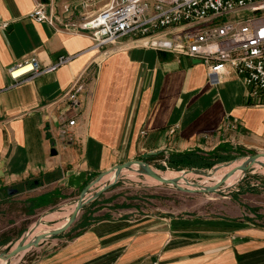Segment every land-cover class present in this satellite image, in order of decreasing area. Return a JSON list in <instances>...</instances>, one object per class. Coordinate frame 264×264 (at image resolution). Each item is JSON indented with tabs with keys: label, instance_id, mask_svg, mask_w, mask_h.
Wrapping results in <instances>:
<instances>
[{
	"label": "crops",
	"instance_id": "0c3cea01",
	"mask_svg": "<svg viewBox=\"0 0 264 264\" xmlns=\"http://www.w3.org/2000/svg\"><path fill=\"white\" fill-rule=\"evenodd\" d=\"M79 1L0 0V246L119 164L264 152V97H250L240 77L229 72L214 86L203 63L127 37L105 56L88 33L64 29L106 3ZM39 4L52 24L29 17ZM61 56L70 62L33 81L15 85L9 75L27 58L51 66ZM85 73L92 81L71 110L62 95ZM61 116L76 121L66 133ZM256 192L243 185L215 212L176 214L115 185L20 264H264V192L259 200Z\"/></svg>",
	"mask_w": 264,
	"mask_h": 264
},
{
	"label": "built area",
	"instance_id": "2783aa9c",
	"mask_svg": "<svg viewBox=\"0 0 264 264\" xmlns=\"http://www.w3.org/2000/svg\"><path fill=\"white\" fill-rule=\"evenodd\" d=\"M78 4L86 8L93 1ZM70 7L64 4L66 12ZM226 16L228 21L218 23ZM29 17L41 23L55 20L46 4H39ZM79 23L65 24L64 29L88 33L93 49L105 56L119 48L122 39L132 38L146 48L199 60L207 67L214 86L231 72L243 80L250 97H264V0H106L100 13L83 16ZM70 60L61 56L56 64L43 66L31 57L11 66L8 72L18 85L52 73ZM91 81L90 74H82L64 92L62 97L68 99L71 110L80 108L79 95L88 91ZM66 118H60L63 133L76 123Z\"/></svg>",
	"mask_w": 264,
	"mask_h": 264
},
{
	"label": "rangeland",
	"instance_id": "374dc122",
	"mask_svg": "<svg viewBox=\"0 0 264 264\" xmlns=\"http://www.w3.org/2000/svg\"><path fill=\"white\" fill-rule=\"evenodd\" d=\"M229 18L223 17L221 18L218 23H223L228 21ZM259 153H264L262 151L258 152H243V151H238L237 153H230L228 155V161L225 162H218L215 161V165L213 167L209 168H199V167H185L182 170H177L169 166L168 162H165V158L162 159V161L159 158H156V160H143V159H135L132 161H144L150 164V168L157 173L160 176H163V174H167L168 172H179L183 174H193L190 178V180H184V181H179V186L182 185L181 187L193 190L195 189L193 185H206V186H212L214 184L219 182L220 180L217 179H210V178H205V176H202L200 174H197L195 170H202L205 172H212L216 171L223 167H228L231 164L235 163H240L241 161L242 164L246 162L252 155L259 154ZM218 156H222L219 155ZM217 158V157H215ZM262 162H264V158L261 159ZM155 161V162H153ZM241 164V165H242ZM258 165V166H257ZM134 166L127 169H124L120 175L119 181L116 185H119L120 187L125 188L127 191H130L131 193L135 192H143L146 193L147 195H150L154 197V199L158 200V202H162L167 205L168 209L171 210L170 212H174L176 214H207L208 212L216 211V209L220 208L221 200H223L224 196L230 195V193L235 190L236 188H240L243 185L249 186L251 188H256V199H260V192H264V165L256 163L253 165L247 172L242 174V171H240V174L238 176H232L228 178V182L226 183L225 187L221 189L218 192H212V193H205V192H196V193H189V192H183L177 189L176 187L172 185H165L162 183H153L151 182V176L147 174L146 172L139 167V171H134ZM242 167V166H241ZM128 171V172H127ZM186 171V172H185ZM254 171V172H253ZM116 174V170H110L106 174H104V178L111 174V173ZM137 172V173H136ZM143 172V173H142ZM163 173V174H162ZM164 177V176H163ZM102 178L101 180H103ZM134 178V179H133ZM224 178V177H222ZM115 179V176L113 177L112 180H103V181H98L95 182L96 178L90 182V189L88 190L86 196L90 197L108 184L112 183L113 180ZM232 180V181H231ZM212 185H209V184ZM97 184V185H96ZM87 185V186H88ZM186 185V186H184ZM86 186V187H87ZM115 186V185H114ZM113 187V186H112ZM111 187V188H112ZM85 189V188H84ZM110 189V188H109ZM108 189V190H109ZM83 190L80 192L79 195L75 196V198L69 199L68 201L63 202L59 206L41 212L38 214L36 217L33 218L31 221L30 225L28 228L25 230V232H22L17 236L16 239H14L11 243L7 245L0 246V256H4L8 254L11 250H13L18 244L23 239H27L28 235L33 231V229L38 226V225H43V226H53L56 222L55 221H50L47 220L46 217L49 214L59 213V212H64L65 209L67 208L70 210L72 206L77 204ZM117 192H112V195H116ZM88 205V204H87ZM82 214V211L79 213L78 217L79 218ZM55 222V223H54ZM42 223V224H41ZM1 242V241H0ZM17 243V244H16ZM44 243L42 242L39 247H34L24 253L23 255L20 256V260H15L12 261L11 264H20L23 260L27 259L30 256H34L37 254L39 248L43 245ZM15 246V247H14ZM3 254V255H2ZM2 259V257H0Z\"/></svg>",
	"mask_w": 264,
	"mask_h": 264
},
{
	"label": "water",
	"instance_id": "95a60500",
	"mask_svg": "<svg viewBox=\"0 0 264 264\" xmlns=\"http://www.w3.org/2000/svg\"><path fill=\"white\" fill-rule=\"evenodd\" d=\"M194 63H200L199 60H195ZM264 158V153H259V154H255L252 155L248 160H249V164H247L246 166L243 167L244 171L247 172L253 165H255L256 163L258 164H262L264 165V162H262L261 159ZM133 165H139V167H141L149 176H151L152 178L156 179L157 181H159L162 184L165 185H172L174 187H176L177 189H179L180 191L183 192H189V193H196V192H205V193H212V192H218L221 189H223L226 185V182L228 180V178L230 177V174H227L226 177L222 178L219 182H217L216 184L212 185V186H204V185H193V187L195 189L193 190H189L186 188H183L181 186H179V179H167L163 176L158 175L157 173H155L151 168H150V164L144 161H128L122 164H119L117 166H115L113 169L116 170V174H115V179L113 180L112 183L108 184L107 186H105L104 188H102L101 190H99L98 192H96L95 194H93L92 196L88 197L86 196L88 190L90 189V185H88L82 192L78 202H77V206L76 209L74 210L73 214L71 215V217L69 218L68 222L63 225L60 228H56L53 229L47 233L41 234L39 236L36 237V239L34 240V242L32 243H27V239H23L20 244H18L13 250H11L8 254L4 255V256H0L2 258H4L6 260V264H11L13 259L15 257H17L18 255H20L21 253L25 252V251H29L30 249L34 248V247H39L41 245L42 242L46 241L47 239H50L54 236H58L62 233H64L65 231H67L72 225L73 223L76 221L79 213L81 212V210L89 203H91L92 201L96 200L97 198H99L104 192H106L109 188H111L112 186L116 185L119 181L120 175L122 173V171L124 169L130 168ZM112 169V170H113ZM195 172L197 174H200L202 176L205 177H212V172L208 173L202 170H195ZM107 172L101 173L96 177L95 182L100 181L104 174H106ZM9 193H11V191H9Z\"/></svg>",
	"mask_w": 264,
	"mask_h": 264
},
{
	"label": "bare ground",
	"instance_id": "6f19581e",
	"mask_svg": "<svg viewBox=\"0 0 264 264\" xmlns=\"http://www.w3.org/2000/svg\"><path fill=\"white\" fill-rule=\"evenodd\" d=\"M243 161H241L240 163H235V164H231L228 167H223L221 169L218 168V170L216 171H212V177H205V178H210V179H217V180H221L222 177H226L227 174H230V177L232 176H238L240 174V171H242V174L245 173L243 167L246 166L247 164H249V160H247L246 162H244L242 164ZM242 164V165H241ZM139 165H135L134 166V171H139ZM242 166V167H241ZM258 166V165H257ZM128 172V171H127ZM186 172V171H185ZM254 172V171H253ZM137 173V172H136ZM143 173V172H142ZM147 176V173H145ZM163 174V173H162ZM193 174H183V173H179V172H168L167 174H163V176L167 179H179V181H184V180H190L191 176ZM115 176V173H111L109 175H107L103 180H112L113 177ZM150 177V176H149ZM134 179V178H133ZM101 180V181H103ZM151 182H155V183H159V181H157L156 179L151 177ZM232 181V180H231ZM217 183V182H216ZM215 182L212 184H216ZM226 183H230V182H226ZM211 183L209 185H212ZM97 185V184H96ZM182 186V185H180ZM186 186V185H184ZM77 204H75L74 206H72V208L70 210H68L67 208L65 209L64 212H57V213H53V214H49L46 219L50 220V221H55L53 226H43V225H38L36 226L33 231L28 235L27 238V243H32L34 242V240L36 239L37 236L47 233L53 229L56 228H60L63 225H65L69 218L71 217V215L73 214L74 210L76 209ZM42 224V223H41ZM17 244V243H16ZM15 247V246H14ZM27 251L21 253L20 255H18L17 257H15L13 259V261L15 260H20V256L23 255L24 253H26ZM3 255V254H2ZM19 257V258H18ZM0 264H6V260L4 258L0 259ZM14 264V263H13Z\"/></svg>",
	"mask_w": 264,
	"mask_h": 264
},
{
	"label": "trees",
	"instance_id": "16d2710c",
	"mask_svg": "<svg viewBox=\"0 0 264 264\" xmlns=\"http://www.w3.org/2000/svg\"><path fill=\"white\" fill-rule=\"evenodd\" d=\"M224 150L228 151L227 147H224ZM228 160V157L224 158L223 156H218L217 153L211 154L209 156H203L193 152L185 154H176L172 156L169 159V166L177 170H182L185 167L209 168L215 165V161L225 162Z\"/></svg>",
	"mask_w": 264,
	"mask_h": 264
}]
</instances>
